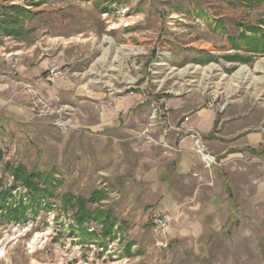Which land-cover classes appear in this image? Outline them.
<instances>
[{
    "label": "rangeland",
    "instance_id": "1",
    "mask_svg": "<svg viewBox=\"0 0 264 264\" xmlns=\"http://www.w3.org/2000/svg\"><path fill=\"white\" fill-rule=\"evenodd\" d=\"M17 16L15 33L32 20L37 32L0 28V183L22 166L53 197L21 223L0 218V264H264V155L246 134L220 126L219 157L201 134L217 164L190 140L192 167H179L190 114L220 123L238 105L230 123L258 114L264 131V55L231 41L264 33V0H0L1 20ZM18 185L9 199L29 208ZM95 192L106 198L87 208L113 223L99 242L101 221L75 229Z\"/></svg>",
    "mask_w": 264,
    "mask_h": 264
},
{
    "label": "trees",
    "instance_id": "2",
    "mask_svg": "<svg viewBox=\"0 0 264 264\" xmlns=\"http://www.w3.org/2000/svg\"><path fill=\"white\" fill-rule=\"evenodd\" d=\"M76 1H86V0H76ZM257 2H261V0H257ZM13 10L17 13L16 15H21L24 13L23 10L14 7ZM19 20V16L14 17L12 20H6L1 22L0 28L4 30L5 33L9 35L15 34V31L12 29H9L6 25H9L11 23L17 24ZM8 22V23H7ZM237 40L241 42V45L238 41L231 40L235 47L245 46L246 52L253 53L257 55H264V33L260 34V36H250L246 35L240 36ZM239 51V50H238ZM230 60H235L236 62L240 63H249L251 59L246 58L244 56L236 55ZM1 168H0V174H1ZM13 177L14 183L9 187L5 184L0 183V218H7L16 220V222H23L27 219L29 215L24 213L23 211H27L29 209H32L31 212H39L40 210H47L48 200L53 197L51 193H49V187L41 186L40 183L35 180L36 175L32 173H28L26 169L22 166H19L17 168L13 169V173L11 175ZM22 187L27 191L28 197L27 200L30 203L29 208L24 206L21 201L19 203L20 205H16V201L12 197V199H9V195L12 194V191L15 190V188ZM106 195L102 192H95L91 195V197L88 200L80 202L78 205H75L74 208L78 206V211L76 214L75 220L77 221V227L75 229H79L78 231L82 232V236H86L87 233L85 229L83 228L84 223L89 222L90 220H94L96 222L101 221V223L104 225L103 232L101 237L97 238L96 241H100L107 238H112V231H113V223L111 221V218L107 213L104 215L98 213L95 214V211H91L87 208V204H93L100 202L101 200L105 199ZM66 202H69L68 200ZM17 213H19L17 215ZM72 229H74L72 227ZM114 240V239H113Z\"/></svg>",
    "mask_w": 264,
    "mask_h": 264
},
{
    "label": "crops",
    "instance_id": "3",
    "mask_svg": "<svg viewBox=\"0 0 264 264\" xmlns=\"http://www.w3.org/2000/svg\"><path fill=\"white\" fill-rule=\"evenodd\" d=\"M4 16V15H3ZM34 16V15H33ZM43 20L44 21H50V22H58L60 21V17L57 15H44L43 16ZM4 20L0 19V22H3ZM35 21H30L25 25L24 30H20V33H18V27L19 25L21 26L22 24L20 23L18 26L16 25V27L14 25H6L9 29H15L16 32L15 35H13L14 39H18V42L21 41V39L25 36L28 35L29 37L34 34H36L37 32V27L34 26ZM62 23V20H61ZM58 25V24H56ZM59 26V25H58ZM62 27V25H60ZM22 33V34H21ZM34 33V34H33ZM16 41V40H14ZM20 43H24L23 41ZM31 47V45L29 46ZM242 49H245V46L242 47ZM241 51V49H240ZM33 57L32 54L29 53V58ZM34 59V58H33ZM238 109V105H235L233 107H230L227 111L228 113H226L223 117L224 119L218 123L217 121V115H215L214 113L208 112V111H200L197 112L196 114H190L189 117V121L188 123H185L183 127H187L189 129L186 128L185 132H187L189 134V132L191 131L192 133H195L194 136H189L188 138L183 139L180 142V147L182 148V156H181V160L179 163V167L184 168V169H191L192 167V161L191 158H193V144L190 140H192L193 142H196L197 140L201 142H199V144H201L203 146V148L206 149V147L203 144V138L201 136V134L205 135L207 137V146L208 148L211 149L212 153L215 155V157H219L222 155H225L228 151V148H224V149H219L217 147H213L210 145V141H214V140H219V139H215L214 137H220V134L222 131L225 130L222 129V127L220 128V126L224 125V127H226V132L228 133L226 138H233V137H238L240 138L241 135L246 134V136L241 140L242 142V146L248 148L247 151H249L252 154H256V155H264V131L260 132L259 130V122L261 121L259 119L258 114L254 115V117L252 118H247L246 117V121L242 120L240 122H233L230 123V121L232 120V117L234 115V113L236 112V110ZM255 112L259 111L258 107L254 108ZM177 115V114H176ZM231 118V119H230ZM253 119L255 120L254 122ZM175 120V119H174ZM176 123V122H173ZM218 123V125H217ZM217 128L218 130L215 131V128ZM184 128V129H185ZM258 128V129H257ZM176 131L177 129H179V127L175 128ZM178 132V131H177ZM198 135H197V134ZM211 135V138L209 139L208 136ZM240 135V136H239ZM232 136V137H231ZM231 140V139H230ZM230 143V141H227ZM200 146V147H202ZM199 147V148H200ZM263 149V151H262ZM199 153V151H198ZM217 164V161H216Z\"/></svg>",
    "mask_w": 264,
    "mask_h": 264
},
{
    "label": "built area",
    "instance_id": "4",
    "mask_svg": "<svg viewBox=\"0 0 264 264\" xmlns=\"http://www.w3.org/2000/svg\"><path fill=\"white\" fill-rule=\"evenodd\" d=\"M49 74L50 76L53 78H60L62 76V71L60 69V67L56 64L52 65V67L50 68L49 70ZM188 120V119H186ZM183 127V125H182ZM197 148L199 149V147L201 146L199 144V141L197 142ZM203 151L205 152V150L203 149ZM203 151H200L202 152V156H203V163L207 166V167H212L213 165L216 164V159L215 157H213L212 155H204V152ZM168 217L167 216H162V217H157L153 220L154 224L153 226L156 228V229H159V230H165L167 229L168 227Z\"/></svg>",
    "mask_w": 264,
    "mask_h": 264
},
{
    "label": "bare ground",
    "instance_id": "5",
    "mask_svg": "<svg viewBox=\"0 0 264 264\" xmlns=\"http://www.w3.org/2000/svg\"><path fill=\"white\" fill-rule=\"evenodd\" d=\"M198 151H199V154H203L202 152H200V151H203V147H200L199 149H198ZM204 152V151H203Z\"/></svg>",
    "mask_w": 264,
    "mask_h": 264
}]
</instances>
